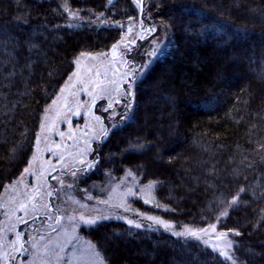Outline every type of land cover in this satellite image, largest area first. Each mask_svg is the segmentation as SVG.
I'll use <instances>...</instances> for the list:
<instances>
[{"label":"trees","instance_id":"1","mask_svg":"<svg viewBox=\"0 0 264 264\" xmlns=\"http://www.w3.org/2000/svg\"><path fill=\"white\" fill-rule=\"evenodd\" d=\"M68 1L116 20L139 17L151 28L149 35L164 26L171 44L138 78L135 56L146 28L141 34L139 28L141 37L124 41L118 26H65L48 0H0V191L25 167L41 114L77 57L119 46L132 69L119 104L136 81L134 108L92 160L104 164L106 155L119 154L105 166L155 180L154 196L168 207L162 212L166 219L216 220L220 229L238 231L236 264H264V0H138L134 11L129 0ZM158 76L164 86L159 79L157 93L150 84ZM150 96L161 106L158 119ZM132 142L143 147L129 149ZM177 161L187 170L179 171L180 180L174 176ZM82 232L107 264H150L143 258L153 256L161 264H228L193 242L118 220ZM126 246L144 249V256L124 254Z\"/></svg>","mask_w":264,"mask_h":264},{"label":"rangeland","instance_id":"2","mask_svg":"<svg viewBox=\"0 0 264 264\" xmlns=\"http://www.w3.org/2000/svg\"><path fill=\"white\" fill-rule=\"evenodd\" d=\"M48 1L55 3L65 26H118L123 30L124 41L142 35L144 40L135 56L140 62L138 78L171 44L164 26L149 35L151 28L142 24L139 17L136 22L128 14L116 20L93 12L84 4L74 7L68 0ZM129 1L134 11L138 0ZM107 2L111 4L114 0ZM145 18L149 20L146 15ZM149 23L157 24L154 19ZM139 28L140 34L146 28L144 34H138ZM123 57L119 46L108 53L80 54L62 86L45 106L25 167L0 191V264H107L96 244L82 232L107 220L122 221L132 229L162 232L181 242H193L228 264H236L233 248L238 231L222 230L216 220L207 224L168 220L162 215L168 207L154 196L155 180L143 181L128 168L119 173L114 168L117 165L105 166L106 162L109 165L108 162L119 158L117 153L106 155L104 164L92 160L110 131L132 115L131 92L136 81L125 86L129 99L119 104L123 84L132 72ZM165 70L168 72L169 66ZM159 79L160 76L150 84L157 93L164 86L163 79L161 86L157 85ZM148 99L150 106L160 111V115L155 112L158 119L161 106L155 96ZM128 146L136 150L143 147L133 142ZM181 150L178 148L177 152ZM174 167V176L180 180L179 171L187 170L179 169L178 161ZM192 232L197 235H191ZM120 246L119 243V249ZM143 251L126 246L122 252L144 256ZM143 259H147L144 263L161 264L157 256Z\"/></svg>","mask_w":264,"mask_h":264},{"label":"snow or ice","instance_id":"3","mask_svg":"<svg viewBox=\"0 0 264 264\" xmlns=\"http://www.w3.org/2000/svg\"><path fill=\"white\" fill-rule=\"evenodd\" d=\"M191 235L195 236V235H197V233H195V232H192V233H191Z\"/></svg>","mask_w":264,"mask_h":264}]
</instances>
